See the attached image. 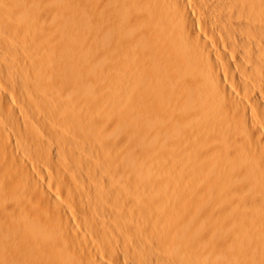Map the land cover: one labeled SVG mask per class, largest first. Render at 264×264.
I'll use <instances>...</instances> for the list:
<instances>
[{
  "label": "bare ground",
  "instance_id": "1",
  "mask_svg": "<svg viewBox=\"0 0 264 264\" xmlns=\"http://www.w3.org/2000/svg\"><path fill=\"white\" fill-rule=\"evenodd\" d=\"M0 264H264V0H0Z\"/></svg>",
  "mask_w": 264,
  "mask_h": 264
},
{
  "label": "rangeland",
  "instance_id": "2",
  "mask_svg": "<svg viewBox=\"0 0 264 264\" xmlns=\"http://www.w3.org/2000/svg\"><path fill=\"white\" fill-rule=\"evenodd\" d=\"M42 174H43V172H42ZM42 174L40 175V179H42V178H44V177H45V176H44L45 174H43V175H42ZM42 176H43V177H42ZM41 177H42V178H41Z\"/></svg>",
  "mask_w": 264,
  "mask_h": 264
}]
</instances>
